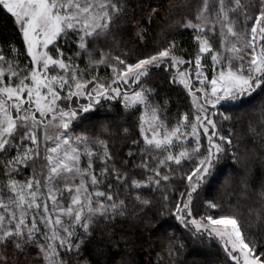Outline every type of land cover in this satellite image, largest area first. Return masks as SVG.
Wrapping results in <instances>:
<instances>
[{
  "label": "snow or ice",
  "instance_id": "1",
  "mask_svg": "<svg viewBox=\"0 0 264 264\" xmlns=\"http://www.w3.org/2000/svg\"><path fill=\"white\" fill-rule=\"evenodd\" d=\"M0 12L14 30L0 40V264H93L96 233L116 243L128 197L141 218L153 205L143 193L155 190L164 203L146 226L160 231L170 217L182 228L180 237L165 229L169 256L191 244L215 247L222 264H264V176L253 189L244 169L246 205L212 194L231 186L226 161L233 172L252 156L264 161V0H198L175 22L191 30L192 51L174 36L147 51L121 48L130 0H0ZM137 27L143 42L147 29ZM108 38L114 46H101ZM158 74L190 97L187 110L169 116ZM257 102L247 131L259 151L242 152L235 110ZM117 106L135 121L113 118ZM112 125L127 149L120 156Z\"/></svg>",
  "mask_w": 264,
  "mask_h": 264
},
{
  "label": "trees",
  "instance_id": "2",
  "mask_svg": "<svg viewBox=\"0 0 264 264\" xmlns=\"http://www.w3.org/2000/svg\"><path fill=\"white\" fill-rule=\"evenodd\" d=\"M198 2V0H130L131 7L134 8V16L128 18V22H121L122 31L118 33L117 39L120 41L121 48H135L136 51H147L150 50L157 42H161L165 37L172 38L173 36L182 45L183 48H193L191 30L183 29L175 24L177 20L182 19L186 14H190L189 10ZM157 9L156 14L151 18V22H148V13L151 9ZM140 25L147 29V35L143 42L137 40L136 33L139 30L137 25ZM14 35L12 20L4 12H0V40L9 39ZM101 46L109 47L114 46L111 38L107 40H101L99 42ZM7 54V53H6ZM101 75H105V71L101 70ZM163 74H158L153 78L154 86H158L161 89L162 95L167 94L170 98V109L169 116H174L177 110L185 111L190 106V97L186 93L175 91L170 89L164 83ZM176 88V86H173ZM115 103V102H113ZM259 108L260 104L257 102L254 105L247 106V110L244 108L235 110L236 114L233 120L239 118L237 125L238 131L243 135L242 141L243 152L244 147L251 149L254 146L258 149L259 138H253L248 134L247 126L248 121L251 120L254 123L259 121ZM136 115L126 116L123 111L117 106L112 117L115 119H124L128 124H132ZM100 118V117H97ZM116 132V135L109 138L113 142V151L118 153V156L123 155L126 148H121V139L119 135V129L115 125L111 126ZM225 129L229 127V124L225 122ZM99 134V127L95 130ZM206 143V141H205ZM260 155H264L261 153ZM252 169L254 180L252 181L251 187L258 189L260 179L264 176V161L260 159L259 155L252 156L246 163L242 162L241 165L236 166V171L233 172L232 162L226 161L224 163V173H233V179L231 186L226 189H221L219 185L216 186V190L212 193L220 199L227 200L231 196V201L235 202L237 198L240 199L242 204H248L251 200H245L240 196V177L244 174V169ZM178 187L182 189V184L179 180L175 181ZM171 192V189H169ZM144 195L150 196L153 200V205L148 211L147 216L141 218H134L131 215L134 207L132 196L128 197L129 200V211L130 214L126 219H121L118 224L115 225L116 236L113 239L116 243H110L104 239L101 232H97L95 239L91 244L88 245L86 254L92 259L93 264L99 261V264H207L208 261H213L214 264H222V255L217 258L215 255V247H204L200 245H191L179 254H173L169 256L166 249L168 245V237L165 235V229L168 232L174 231L177 237L182 234V228L177 225V222L170 217L164 218V227L160 231L147 227L146 222L153 216H158L160 210H162L163 195L164 193L160 190L148 191L143 193ZM209 193L206 191L202 193L201 199L208 197ZM249 197L254 200L256 197L252 192H249ZM245 215H247L246 207L243 209ZM251 231L254 234L257 227L252 221ZM169 225L174 227L169 228ZM108 231V229H104ZM123 235L127 238L128 243L120 239ZM99 246V250H98ZM159 254V255H158ZM35 255V253H32Z\"/></svg>",
  "mask_w": 264,
  "mask_h": 264
},
{
  "label": "rangeland",
  "instance_id": "3",
  "mask_svg": "<svg viewBox=\"0 0 264 264\" xmlns=\"http://www.w3.org/2000/svg\"><path fill=\"white\" fill-rule=\"evenodd\" d=\"M193 49V48H192ZM192 49L190 51H192Z\"/></svg>",
  "mask_w": 264,
  "mask_h": 264
}]
</instances>
